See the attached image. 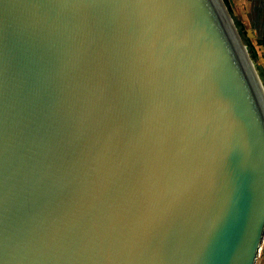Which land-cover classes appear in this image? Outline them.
Here are the masks:
<instances>
[{
	"label": "water",
	"instance_id": "water-1",
	"mask_svg": "<svg viewBox=\"0 0 264 264\" xmlns=\"http://www.w3.org/2000/svg\"><path fill=\"white\" fill-rule=\"evenodd\" d=\"M263 239L264 87L224 0H0V264H255Z\"/></svg>",
	"mask_w": 264,
	"mask_h": 264
},
{
	"label": "rangeland",
	"instance_id": "rangeland-1",
	"mask_svg": "<svg viewBox=\"0 0 264 264\" xmlns=\"http://www.w3.org/2000/svg\"><path fill=\"white\" fill-rule=\"evenodd\" d=\"M231 11H232V8H231ZM247 11H249V8L247 9ZM231 15H232L234 21H238L242 24V26H243V34H242L243 37L249 38V41H250L251 46L253 48V51L255 53L254 58H252L250 56L249 52L248 53L252 59L254 67H255L257 74L261 80V83L264 87V48L257 43V38H258L257 35L255 33L250 34V32L248 31L249 29H252V21L250 19L251 17L249 16V12H248V15L246 16L247 20L245 22H242V20L240 19V16H238L236 14L234 15L233 11H232ZM259 33L260 32H258V34ZM242 35H241V38L244 41ZM255 264H264V239H263V243H262V246H261V249L259 251V254H258V257L256 259Z\"/></svg>",
	"mask_w": 264,
	"mask_h": 264
},
{
	"label": "crops",
	"instance_id": "crops-1",
	"mask_svg": "<svg viewBox=\"0 0 264 264\" xmlns=\"http://www.w3.org/2000/svg\"><path fill=\"white\" fill-rule=\"evenodd\" d=\"M261 0H229L230 6L234 15L240 16L242 22H245L246 16L248 15L251 17L252 21V29L248 31L251 33H255L258 36L262 35L263 28L260 26V22L263 20L262 15H257V11L255 7L260 4ZM249 8V11L247 9ZM258 16V17H257ZM258 32H260L258 34Z\"/></svg>",
	"mask_w": 264,
	"mask_h": 264
},
{
	"label": "trees",
	"instance_id": "trees-1",
	"mask_svg": "<svg viewBox=\"0 0 264 264\" xmlns=\"http://www.w3.org/2000/svg\"><path fill=\"white\" fill-rule=\"evenodd\" d=\"M224 2L226 4L228 10L230 11V13H232L229 0H224ZM235 24H236V26H237V28L239 30L240 35H242L243 34V26H242V24L240 22H238V21H235ZM242 37H243V35H242ZM243 39H244L243 42L245 43V45L247 47V50L250 53V56L252 58H254L255 53L253 51V48H252L251 43L249 41V38L243 37ZM257 43L264 48V28H263V31H262V35L261 36H258V38H257Z\"/></svg>",
	"mask_w": 264,
	"mask_h": 264
}]
</instances>
